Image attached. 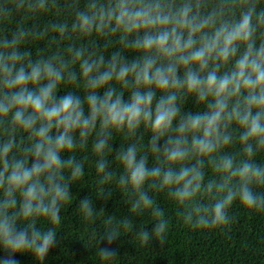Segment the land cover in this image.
Returning a JSON list of instances; mask_svg holds the SVG:
<instances>
[{
    "label": "clouds",
    "instance_id": "obj_1",
    "mask_svg": "<svg viewBox=\"0 0 264 264\" xmlns=\"http://www.w3.org/2000/svg\"><path fill=\"white\" fill-rule=\"evenodd\" d=\"M86 177L129 206L79 199L94 264L264 216V0H0V264H43Z\"/></svg>",
    "mask_w": 264,
    "mask_h": 264
},
{
    "label": "trees",
    "instance_id": "obj_2",
    "mask_svg": "<svg viewBox=\"0 0 264 264\" xmlns=\"http://www.w3.org/2000/svg\"><path fill=\"white\" fill-rule=\"evenodd\" d=\"M38 47H42L38 45ZM134 58L135 54H127ZM64 94L62 89L58 95ZM186 111H195L194 98H190L185 105ZM142 131V130H141ZM145 136V140L149 138ZM120 139L113 142L118 148ZM82 184L70 187V192L76 197L73 204L61 211L64 221L57 234V245L50 249L43 264H94L91 259L92 250L84 246L83 238L87 229L80 225L75 215L76 204L79 199L88 196L93 200L97 209L103 208L107 215L116 217L128 214V205L122 194L113 192L107 203L97 199L91 178L87 177ZM162 205L171 213L172 208L167 201L161 200ZM236 222L227 232L216 229L192 230L175 221H170L171 227L166 243L160 246L153 242L150 247H140L131 241V234L122 236L113 242L119 255L117 264H264V216L249 215L240 207L233 208ZM137 223L140 218H136ZM101 231L100 223L94 226ZM150 228V225H149ZM103 246V243L101 244ZM7 255L0 250V256ZM18 264H37L30 253L13 254Z\"/></svg>",
    "mask_w": 264,
    "mask_h": 264
}]
</instances>
